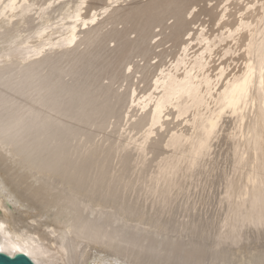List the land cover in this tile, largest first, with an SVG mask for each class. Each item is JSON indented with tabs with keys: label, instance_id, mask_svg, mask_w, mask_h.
<instances>
[{
	"label": "bare ground",
	"instance_id": "1",
	"mask_svg": "<svg viewBox=\"0 0 264 264\" xmlns=\"http://www.w3.org/2000/svg\"><path fill=\"white\" fill-rule=\"evenodd\" d=\"M0 246L264 264V0H0Z\"/></svg>",
	"mask_w": 264,
	"mask_h": 264
},
{
	"label": "water",
	"instance_id": "2",
	"mask_svg": "<svg viewBox=\"0 0 264 264\" xmlns=\"http://www.w3.org/2000/svg\"><path fill=\"white\" fill-rule=\"evenodd\" d=\"M0 264H35L25 253L15 252L9 255L0 251Z\"/></svg>",
	"mask_w": 264,
	"mask_h": 264
},
{
	"label": "rangeland",
	"instance_id": "3",
	"mask_svg": "<svg viewBox=\"0 0 264 264\" xmlns=\"http://www.w3.org/2000/svg\"><path fill=\"white\" fill-rule=\"evenodd\" d=\"M170 21H171V20H170ZM169 45H170V43H168L166 46H169ZM174 51H175V49H174ZM236 56H237V55H236ZM236 56L234 55L233 57H236ZM215 57H216V56H215ZM224 57H225V58H222L221 61H226V63H230L231 66H232V64H234V66L239 64V63L236 64L234 61H231V59L228 60L229 55H226V56H224ZM169 58H170V57H168V58L165 59V61H166V65L169 64V63H168V62H169ZM217 58H218V56H217L215 59H217ZM167 59H168V60H167ZM217 61H218V63H219V62H220V59L216 60V62H217ZM230 61H231V62H230ZM233 62H234V63H233ZM216 65H217V63H216ZM231 66H230V67H231ZM232 67H233V66H232ZM232 67H231V68H232ZM231 68H230V69H231ZM184 239H185V238H184ZM208 242H209V241H208ZM202 264H209V262L206 261V262H204V263H202ZM214 264H219V263L217 262V263H214ZM229 264H230V263H229Z\"/></svg>",
	"mask_w": 264,
	"mask_h": 264
},
{
	"label": "snow or ice",
	"instance_id": "4",
	"mask_svg": "<svg viewBox=\"0 0 264 264\" xmlns=\"http://www.w3.org/2000/svg\"><path fill=\"white\" fill-rule=\"evenodd\" d=\"M221 72H223V69H221ZM17 250H19V249H17ZM0 251H4V248L2 246H0Z\"/></svg>",
	"mask_w": 264,
	"mask_h": 264
}]
</instances>
